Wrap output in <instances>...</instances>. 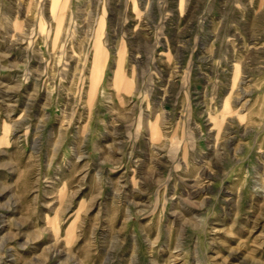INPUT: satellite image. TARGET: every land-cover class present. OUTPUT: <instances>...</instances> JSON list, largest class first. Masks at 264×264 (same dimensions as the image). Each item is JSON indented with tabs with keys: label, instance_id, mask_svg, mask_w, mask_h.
I'll use <instances>...</instances> for the list:
<instances>
[{
	"label": "rangeland",
	"instance_id": "1",
	"mask_svg": "<svg viewBox=\"0 0 264 264\" xmlns=\"http://www.w3.org/2000/svg\"><path fill=\"white\" fill-rule=\"evenodd\" d=\"M0 264H264V0H0Z\"/></svg>",
	"mask_w": 264,
	"mask_h": 264
},
{
	"label": "bare ground",
	"instance_id": "2",
	"mask_svg": "<svg viewBox=\"0 0 264 264\" xmlns=\"http://www.w3.org/2000/svg\"><path fill=\"white\" fill-rule=\"evenodd\" d=\"M57 8H58V2H54V4H53V9H54V11H56ZM55 14H56V12H55ZM116 81H117V80H116ZM116 83H117V82H116Z\"/></svg>",
	"mask_w": 264,
	"mask_h": 264
}]
</instances>
